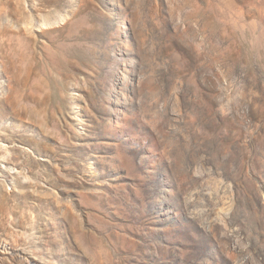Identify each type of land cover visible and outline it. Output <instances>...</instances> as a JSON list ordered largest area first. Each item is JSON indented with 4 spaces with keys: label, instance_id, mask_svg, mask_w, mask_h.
I'll list each match as a JSON object with an SVG mask.
<instances>
[{
    "label": "rangeland",
    "instance_id": "obj_1",
    "mask_svg": "<svg viewBox=\"0 0 264 264\" xmlns=\"http://www.w3.org/2000/svg\"><path fill=\"white\" fill-rule=\"evenodd\" d=\"M0 15V264H264V0Z\"/></svg>",
    "mask_w": 264,
    "mask_h": 264
},
{
    "label": "bare ground",
    "instance_id": "obj_2",
    "mask_svg": "<svg viewBox=\"0 0 264 264\" xmlns=\"http://www.w3.org/2000/svg\"><path fill=\"white\" fill-rule=\"evenodd\" d=\"M1 15H0V21H1ZM0 34H2L1 32V28H0ZM0 41V59L5 60V56L8 58V52L9 51H13L14 54H12L11 56H13V58H15V60L13 61L14 64L19 65V63H22L24 61V56L21 53V49H20V45L18 44V42H16L14 39L9 40L8 42H3ZM17 52L19 53L18 57L17 56ZM19 69V67H18ZM6 201L7 197L5 195H0V216H3L5 214H8V212H12V210L10 208H7L6 205ZM14 209H16L15 206H13ZM14 212V210H13ZM3 247H1L2 249ZM14 256V254H12ZM28 261L30 262V260L28 259ZM24 262V261H23Z\"/></svg>",
    "mask_w": 264,
    "mask_h": 264
}]
</instances>
